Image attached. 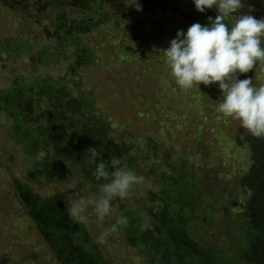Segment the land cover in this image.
Segmentation results:
<instances>
[{"label":"rangeland","instance_id":"374dc122","mask_svg":"<svg viewBox=\"0 0 264 264\" xmlns=\"http://www.w3.org/2000/svg\"><path fill=\"white\" fill-rule=\"evenodd\" d=\"M33 3L37 4V0H30L29 3L27 0H0V36L22 35L24 40L32 37L38 45H49L55 49L53 44L58 35L64 32L82 34L80 47L91 48L98 61L95 60V65H80L74 78L81 79L79 89L93 92L96 99L95 119L109 122L111 136L115 138L117 134H122L123 140L138 143L139 139L146 141L145 137L150 136L153 144L160 148L159 156L147 162L143 161V146L134 151L140 153L138 170L134 172L142 177V182L133 186L127 198L112 201L115 215H123L127 209L143 208L149 192L161 189L158 174L169 173L170 164L184 159L194 165L197 177L202 179L207 174L215 184L220 185V191L224 186L222 191L227 192L226 197L238 207L235 210L236 218L247 215L245 202L250 195L239 186V181L252 161L249 150L236 142L243 127L238 120L225 117L218 111L223 99L218 85L201 84L199 88L189 90L177 85L163 53L169 47L167 38L171 34L161 30L155 36L151 35L148 18L136 16L130 20L131 30L125 39L123 32L127 28L123 25L115 27L113 31L112 38L116 37V40L109 38V32L107 38V32L98 30V35L89 37L86 31L75 27L78 23L70 21L71 18L35 19V14L40 10L52 12L54 5H49V0H42L34 8L31 6ZM249 6L255 9L251 15L257 19L264 17V0H245L242 12H248ZM124 7L133 6L127 3ZM22 10L27 12V18L34 20L23 23L26 28L30 27L28 36L22 31L23 15L18 12ZM192 10L191 22L188 24L187 21L186 27L194 23L207 25L208 17L214 19L217 15L213 9H206L204 13L196 8ZM13 13L16 17H13ZM157 13H160L158 9L155 10ZM238 15L234 14L233 20ZM141 20L144 29L138 25ZM90 29L91 26H88ZM142 30L145 34L140 36ZM132 31H135L133 36ZM118 37L126 40V47L121 45L122 42L118 44ZM76 48L73 44L68 45L59 64L42 68L37 74L55 78L66 75L74 67L71 58ZM30 64L24 56L13 61L8 55L0 54V88L10 86L14 74L30 73ZM239 78H252L253 86L259 87L264 84V64L258 62L253 71ZM8 125L9 118L2 113L0 264H145L116 233L106 243L98 241L102 230L109 227L107 224L115 222V216L101 221L89 208L84 222L70 218L68 208L75 200L81 196L95 197L98 192L84 179L77 177L70 178L68 182L52 181L48 184L45 178L51 181L49 173L46 177L40 176L41 165L32 167L30 162L28 164L23 146L12 143L8 138ZM166 151H171V159H166ZM114 154L119 166L130 170L127 156L120 152ZM38 157V163L45 159L43 153ZM152 162L158 166L153 165V171L150 170ZM210 187L214 189V186ZM151 221L148 216L144 219L145 225H150ZM210 234L208 232L207 236Z\"/></svg>","mask_w":264,"mask_h":264},{"label":"trees","instance_id":"16d2710c","mask_svg":"<svg viewBox=\"0 0 264 264\" xmlns=\"http://www.w3.org/2000/svg\"><path fill=\"white\" fill-rule=\"evenodd\" d=\"M40 1L31 6L36 8ZM70 1L49 0V5H54L52 12L40 10L34 18L42 21L49 17L71 18L70 21L78 23L76 28L86 31V36L98 35V30L107 32V38L109 32V38L116 40V37L112 38L115 27L123 25L127 28L123 32L125 39L131 30L130 20L146 16L151 35L166 30L171 37L164 39L167 38L170 45L178 30L187 32L189 25L186 27L185 23L189 21L190 24L195 8L192 0H72L73 5ZM127 3L133 7H124ZM134 3L145 8L137 11ZM156 9L160 11L157 18ZM18 12H22V31L28 36L30 27L26 28L23 23L31 22L32 18L26 17L25 10ZM13 17H16L15 13ZM143 24L142 20L138 24L141 29ZM88 26H91L90 30ZM142 33L145 34L142 30L140 36ZM118 39V44L122 42L121 45L126 47V40ZM34 41L32 37L24 40L22 35L0 36V54L8 55L13 61L24 56L31 62L30 73L15 72L12 84L0 88V115L5 113L9 118L8 138L23 146L27 163L30 162L32 167L41 165L40 176L46 177L49 173L51 181L45 178L48 184L68 182L77 177L98 192V184L103 181L95 179V165L88 162L90 154L85 150L90 146L99 153L97 163L108 162L115 157L114 153L120 152L127 156L129 169L135 172L140 153L134 151L141 146L144 162L159 156L160 148L153 144L152 137L146 136V141L139 139V144L123 140L122 134L115 138L111 136L109 122L95 119L93 92L79 89L81 79L74 78L80 65H95V60L98 61L91 48L80 47L82 34L64 32L58 35L54 50ZM70 44L77 48L71 58L74 67L66 75L55 78L37 74L42 68L59 64L64 49ZM236 142L249 150L252 161L239 181V186L250 195L245 202L247 215L236 218L238 207L226 197L227 192L222 191L224 186L220 191V185L215 184L212 177L207 174L202 179L197 177L194 165L187 159L176 161L169 165V173L158 174L161 189L149 192L143 208L127 209L123 213L128 224L116 233L145 264H264V138L254 137L241 128ZM41 153L45 159L38 163ZM164 154L166 159H171V151ZM153 165L158 167L152 162V171ZM147 216L152 220L150 225L144 223ZM208 232L210 236H207Z\"/></svg>","mask_w":264,"mask_h":264},{"label":"clouds","instance_id":"9594fccd","mask_svg":"<svg viewBox=\"0 0 264 264\" xmlns=\"http://www.w3.org/2000/svg\"><path fill=\"white\" fill-rule=\"evenodd\" d=\"M197 11L216 9L217 15L208 17V24H192L185 33L178 30L176 38L163 50L166 63L183 90L218 85L223 97L218 111L225 117L238 120L252 136L264 138V84L253 86L252 78L240 79L242 74L255 69L257 63L264 64V17L251 15L255 11L249 6L242 12L245 0H193ZM136 10H142L139 4ZM239 15L233 20V15ZM230 25V26H229ZM88 162L95 165L93 175L101 183L98 194L81 196L68 208L70 218L84 222L85 213L91 208L103 221L115 216V222L102 230L98 237L106 243L113 234L128 224V219L115 215L112 201L127 198L134 185L142 177L132 170L119 166V160L111 157L108 162L97 163L99 153L95 147H88ZM111 169V170H110Z\"/></svg>","mask_w":264,"mask_h":264}]
</instances>
